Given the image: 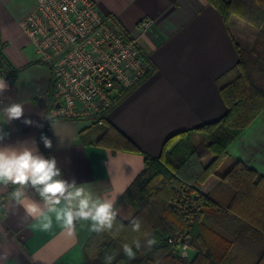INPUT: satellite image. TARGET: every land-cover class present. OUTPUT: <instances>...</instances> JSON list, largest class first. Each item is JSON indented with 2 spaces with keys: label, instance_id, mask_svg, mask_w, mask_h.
Wrapping results in <instances>:
<instances>
[{
  "label": "crops",
  "instance_id": "obj_1",
  "mask_svg": "<svg viewBox=\"0 0 264 264\" xmlns=\"http://www.w3.org/2000/svg\"><path fill=\"white\" fill-rule=\"evenodd\" d=\"M95 1L105 15L115 18L136 39L151 71L115 102L106 123L98 124L91 118L57 120L56 131L66 140L61 146L52 128L51 157L56 158L63 178L90 184L93 191L114 200L116 206L143 170L144 154L158 156L165 141L181 131H190L193 138L204 137L198 127L224 115L227 106L221 86L236 71L240 51L254 47L264 31V19L253 24L236 13L224 19L208 0ZM36 5L37 0H0V57L4 60L0 76L7 68L13 76L6 78L10 88L0 95V109L21 102L25 116L39 125L26 126L21 120L4 124L10 136L3 143L14 145L34 139L40 152L50 157L40 148L39 132L47 122L44 116L52 71L40 61L20 26ZM144 18L153 23L142 32L140 22ZM119 93V89L112 91L113 97ZM109 125L130 138L141 152L107 144ZM213 158H202L203 165ZM237 160L255 174L243 169L235 172L231 185L227 172ZM201 189L224 205L215 223L234 240L227 262L222 264H258L264 249V108L230 144L217 173L208 176ZM10 190L0 189V264H88L87 225L77 224L75 234L69 236L53 215L52 229L42 231L39 218L27 216L24 206L9 202ZM30 196L39 199L35 192ZM126 209L116 210L122 215L129 212ZM196 256L197 248L192 246L189 259Z\"/></svg>",
  "mask_w": 264,
  "mask_h": 264
},
{
  "label": "trees",
  "instance_id": "obj_2",
  "mask_svg": "<svg viewBox=\"0 0 264 264\" xmlns=\"http://www.w3.org/2000/svg\"><path fill=\"white\" fill-rule=\"evenodd\" d=\"M224 19L236 13L253 24L264 19V0H208ZM258 47L264 53V31H261L250 51L241 50V59L233 76L221 86L227 110L219 119L200 127L204 140L196 142L190 131H181L170 136L158 156L144 154L145 165L132 183L123 192L116 209L127 208L126 215H117L123 230L116 236L111 233L97 235L90 232L86 245L91 259L88 264H104L105 255H114L112 264H222L230 254L234 240L219 229L215 220L224 209L213 195L202 191L203 182L217 173L218 166L228 152L230 144L244 130L250 120L264 108V86L253 79L254 66L260 60L254 56ZM262 57V56H261ZM264 57V56H263ZM4 62L0 57V64ZM120 93L113 97V105L131 88L118 87ZM50 91L49 103L52 100ZM106 123V120L105 122ZM177 142L173 144L174 140ZM105 142L118 149L141 152V149L115 126L109 125ZM214 155L213 160L203 165L202 158ZM243 169L255 174L248 165L235 161L228 169L230 184L232 175ZM250 174V175H252ZM257 178H262L258 175ZM231 208V207H227ZM231 212V211H230ZM222 213V212H221ZM139 218L142 232L151 233L157 243L151 248L144 246L142 233H134L130 221ZM179 231L188 234L191 245L197 248V256L190 260L171 251L167 235ZM264 234V233H263ZM140 238L142 247L136 258L129 261L122 246ZM219 248V249H218ZM97 254L91 258V252ZM219 252V254H218ZM264 258L257 262L260 264Z\"/></svg>",
  "mask_w": 264,
  "mask_h": 264
},
{
  "label": "built area",
  "instance_id": "obj_3",
  "mask_svg": "<svg viewBox=\"0 0 264 264\" xmlns=\"http://www.w3.org/2000/svg\"><path fill=\"white\" fill-rule=\"evenodd\" d=\"M152 23L144 18L142 32ZM20 26L40 61L51 68L52 100L47 116L55 121L91 118L103 124L112 108V91L119 86L135 87L151 71L136 39L115 18L105 15L95 0H37ZM2 76L12 78V71L4 69ZM42 134L52 140L49 120L39 132V145L51 157L53 147H44ZM167 240L172 253L189 258L188 234L174 231Z\"/></svg>",
  "mask_w": 264,
  "mask_h": 264
},
{
  "label": "clouds",
  "instance_id": "obj_4",
  "mask_svg": "<svg viewBox=\"0 0 264 264\" xmlns=\"http://www.w3.org/2000/svg\"><path fill=\"white\" fill-rule=\"evenodd\" d=\"M9 88L5 76H0V95ZM44 117L51 122L63 146L66 139L56 131L59 122L51 116ZM16 120H21L26 126H39L25 116V105L21 102H12L0 109V189L11 188L7 192L9 202L24 206L27 216L39 218L42 231L52 229L54 215L55 222L69 236L75 234L76 226L80 223L87 225L88 230L97 235H118L123 225L117 222L118 212L114 200L105 199L93 191L90 184H78L74 179L69 181L63 178L56 158L45 157L34 139L31 142L18 141L14 145L3 143L10 136V133L4 131L3 125ZM40 139L45 148L53 147L48 136L42 134ZM30 192H35L39 199H33ZM26 201L30 202L25 204ZM130 228L134 233H142L145 247L151 248L157 243L151 233L142 232L139 218L130 221ZM141 247V239L134 238L131 243L123 244V254L129 261L134 260ZM114 259V255H105L104 264H112Z\"/></svg>",
  "mask_w": 264,
  "mask_h": 264
},
{
  "label": "rangeland",
  "instance_id": "obj_5",
  "mask_svg": "<svg viewBox=\"0 0 264 264\" xmlns=\"http://www.w3.org/2000/svg\"><path fill=\"white\" fill-rule=\"evenodd\" d=\"M255 50H256V54L254 55V56H257V57H259L260 58V60L258 61V63L254 66V70H252V72H253V79H254V81L258 84V85H260V86H264V53L260 50V48H258V47H256L255 48ZM262 56V57H261ZM202 132H200V134H201ZM202 135H203V133H202ZM204 137L203 136H201V135H197V136H195V138H194V140L196 141V142H199V140H201V139H203ZM122 215L124 216V217H128L127 215H126V213L124 212V213H122ZM97 254V250H96V252L95 251H92L91 252V258H93L95 255ZM91 259H89V261H90Z\"/></svg>",
  "mask_w": 264,
  "mask_h": 264
},
{
  "label": "water",
  "instance_id": "obj_6",
  "mask_svg": "<svg viewBox=\"0 0 264 264\" xmlns=\"http://www.w3.org/2000/svg\"><path fill=\"white\" fill-rule=\"evenodd\" d=\"M59 103H57V105H58Z\"/></svg>",
  "mask_w": 264,
  "mask_h": 264
}]
</instances>
